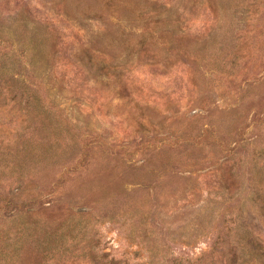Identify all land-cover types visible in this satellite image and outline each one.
Instances as JSON below:
<instances>
[{"label": "rangeland", "instance_id": "obj_1", "mask_svg": "<svg viewBox=\"0 0 264 264\" xmlns=\"http://www.w3.org/2000/svg\"><path fill=\"white\" fill-rule=\"evenodd\" d=\"M0 264H264V0H0Z\"/></svg>", "mask_w": 264, "mask_h": 264}]
</instances>
